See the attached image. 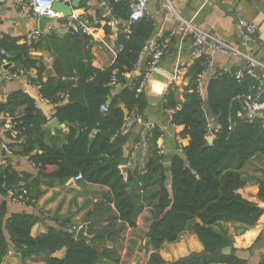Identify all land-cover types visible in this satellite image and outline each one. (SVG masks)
Listing matches in <instances>:
<instances>
[{
  "label": "trees",
  "instance_id": "16d2710c",
  "mask_svg": "<svg viewBox=\"0 0 264 264\" xmlns=\"http://www.w3.org/2000/svg\"><path fill=\"white\" fill-rule=\"evenodd\" d=\"M106 3L113 18L127 24L120 27L116 56L104 69L92 66L91 36L80 31L60 34L50 29L24 43L7 36L0 38V48L8 53L0 58V64L9 61L13 64L10 72L22 69L25 76L35 68L34 84L39 95L56 105L54 117L68 126L67 141L61 148L45 145L41 126L47 118L33 98L23 92L8 95L0 103V111L13 122L12 130L6 133L13 143L7 147L18 145L17 153L28 155L36 163L40 178L20 174L9 166L0 167V194L5 196L9 190L24 188V204H32L41 193L42 182H66L80 174L84 181L108 188V201L113 203L114 211L111 213L109 208L107 214L111 216L104 224L87 226L91 240L85 242L76 240L74 232L63 227H51L32 236L30 230L36 216L26 212L8 214L0 208V264L9 246L23 264L34 258L43 264H96L104 257L115 259V250L103 247V242L108 238L115 240L125 226L135 227L145 206H150L145 233L149 241L144 246L148 253L146 264H249L236 254L232 243L233 234L253 227L263 214L260 206L237 191L255 180L257 197L264 200V118L249 117L245 106V98L255 94V81H238L234 71L216 74L209 78L202 98L197 77L208 63L206 55H201L188 71L190 79L182 90V100L178 99L177 87L171 85L161 102L171 110L170 123L183 126L178 136L188 137V143L180 146L165 166L156 145L161 131L155 126L145 137L149 147L146 161L141 167L127 170L124 176L119 167L125 162L123 146L129 133L121 132L122 125L129 115L144 118L148 103L144 91H137L143 75L115 94H111L110 77L115 74L120 82L124 74L133 70L153 33L154 23L148 15L128 22L127 3ZM104 30L108 33L109 27ZM37 50L49 52L53 58V75L44 81V65L31 55ZM64 97L67 102L62 103ZM204 104L217 121L211 143L206 140ZM101 105L107 106L106 112L100 110ZM253 162L261 163L260 177L250 172L259 167ZM185 232L195 234L203 250L166 263L159 249L164 243L176 242ZM227 246L231 247L230 253L224 254ZM62 248L64 256L53 255ZM256 264H264V254Z\"/></svg>",
  "mask_w": 264,
  "mask_h": 264
},
{
  "label": "crops",
  "instance_id": "0c3cea01",
  "mask_svg": "<svg viewBox=\"0 0 264 264\" xmlns=\"http://www.w3.org/2000/svg\"><path fill=\"white\" fill-rule=\"evenodd\" d=\"M105 5H107L106 0H82L79 7L72 10V16L80 23H87L92 30L90 37L92 40L90 47L91 64L98 69H104L112 64L117 53L115 48L117 34L120 27L127 24L115 18L113 20L107 19L105 15L109 12L106 11ZM169 6L180 17L264 63V0H147L146 15L154 23L153 33L147 42L148 44L158 43L164 46L157 68L160 72L171 76L173 79L171 85L178 89V99L182 100V90L189 82V69L201 55L194 52L190 36L170 35V28L176 19L169 11ZM236 15L257 25L253 41L246 42L244 40V32L236 22ZM36 20V16L17 5H1L0 38L7 36L16 39L17 43H24L38 32ZM105 26L109 27L108 33L104 30ZM31 55L38 58L44 65V71L41 75L43 81L48 76L53 75V58L49 52L37 50L31 52ZM206 57L208 64L200 75L202 98H205L206 84L210 77L220 73L231 74L244 64V59L241 56L223 51H208ZM149 63L148 51L143 48L133 70L124 74L122 81L112 85L111 94L119 92L125 86L133 85L137 78L147 70ZM36 78L37 73L34 68L28 72V76L23 78L0 81V103L4 102L7 96L12 93H27L33 98L42 115L47 118V122L41 126L42 142L49 147L61 148L67 141L68 126L60 122L58 127L51 128L48 125V122L55 118L56 105L39 95L38 87L34 84ZM143 88L144 86L142 90ZM150 89L145 90L146 95H160L157 87ZM65 102H67L66 97L62 103ZM24 108L21 106L20 109L24 110ZM203 112L210 129H215L217 127L216 117L206 104L203 105ZM170 113L171 110L165 109L161 103L148 105L145 108L143 111L144 118L138 116L141 122L133 125L129 131L123 146L125 162L121 166L124 165L127 170H131L135 167H141L142 163L144 164L149 151L145 137L155 126L161 131L156 145L163 154L164 163H169L170 157L175 154L177 149L188 143V137L178 136L183 126L170 123ZM5 117L6 115H3L0 122L5 123ZM142 122L151 125V128L143 126ZM4 123H0V167L9 166L20 174L28 173L36 179L40 178V176L36 177L39 170L36 163L28 155L17 153L19 151L18 145L11 149L7 147L13 141L6 136L8 130L4 128ZM142 136L145 146L139 149L136 147L137 139L140 140ZM260 164V162H253V166L259 165L257 169L252 168L250 170V172L255 173V177L262 175ZM40 189V195L32 204L13 203L7 195L0 194V204L5 201L3 208L8 214L26 212L37 217V221L30 230L32 236L42 234L51 227L55 229L63 227L75 233L83 223H87V226L91 223L94 225L104 224L108 216H111L107 214L109 208L111 213L114 211L113 203L108 201V188L86 182L83 179L73 180L71 178L66 182L56 181L52 184L42 182ZM237 191L243 198L255 202L263 209V214L253 227L247 228L241 233L233 234L232 247L236 249V254L247 259L249 264H256L264 254V200L257 197L258 184L255 180ZM149 211L150 206H145L137 216L135 227L125 226L115 240L108 238L103 242V247L115 250V259L117 260L104 257L96 264H130L133 258L131 256L136 251L135 247L139 244L138 239L140 238V227L143 226V216L147 219L146 231L148 229ZM146 231H144V236ZM230 231L232 232V228ZM129 234L128 240L123 244V238ZM259 236L260 239L257 240ZM201 250H203V246L195 234L185 232L176 242L164 243L159 249V255L166 263H171L192 252H200ZM64 253L65 249L62 248L55 251L53 255L60 258L64 256ZM1 264L23 263L19 254L12 246H9ZM29 264H43V262L34 258Z\"/></svg>",
  "mask_w": 264,
  "mask_h": 264
},
{
  "label": "built area",
  "instance_id": "2783aa9c",
  "mask_svg": "<svg viewBox=\"0 0 264 264\" xmlns=\"http://www.w3.org/2000/svg\"><path fill=\"white\" fill-rule=\"evenodd\" d=\"M54 0H0V6L5 4H14L20 7L21 9L28 10L32 15L39 17L42 15H54L55 13L51 9V5ZM62 2H70V0H61ZM114 2L117 1H124L128 4V21H136L140 19L142 16L146 15L147 11V0H113ZM105 9L109 12V8L105 5ZM169 11L175 17V23L170 28V35L171 36H182L187 35L190 36L192 40V44L194 47V52L199 55H206L208 51H223L229 54L241 56L244 59V64L241 67H238L233 72V76L236 80L240 81L245 78H252L255 83V94L253 98L247 96L245 98V106L247 109V115L249 117L258 116L264 118V63L257 60L256 58L252 57L251 55L242 52L238 48L229 45L223 42L221 39L216 37L214 34L205 31L191 22L187 21L186 19L180 17L175 13V11L169 6ZM110 13V12H109ZM236 22L244 32V40L246 42H251L255 38V33L257 31V25L250 21L243 19L242 17L236 15ZM71 30L74 32L80 31L83 34L88 36H92V30L87 23L79 22L77 26L72 25ZM39 32H36L34 37H38ZM144 49L148 51V55L150 58L149 67L143 73L142 80L140 81L139 86L137 87V91H141L142 87L145 83V78L148 73L153 70L157 69V65L159 64L163 51L164 46L161 44L156 43H149L146 41L144 45ZM8 53L6 50L0 48V58L2 56H6ZM9 64L7 69L4 68L5 65ZM13 66V64L9 61L3 60L0 64V81H9L15 78H23L25 74L22 69H17L14 72H10L9 69ZM169 76V75H168ZM171 78V76H169ZM172 79V78H171ZM173 81V79H172ZM110 83L112 85H116L118 83L116 79V75L113 74L110 77ZM198 83V90H201V76L198 75L197 77ZM100 110L102 112L107 111L106 105H101ZM6 115L4 128L7 130H12L13 122L11 121V117L7 115V113L0 112V120L3 119L2 116ZM207 120V119H206ZM141 122L140 118L135 115H129L125 118L124 123L122 125L121 132L123 134L129 133L132 129L133 125L136 123ZM143 126L151 128V125L142 122ZM262 128L264 129V122L262 123ZM207 129H208V136H211L212 130L209 127V123L207 121ZM14 132V131H13ZM12 132V133H13ZM142 138L137 142V148H144L145 142ZM143 161V160H142ZM143 165V163H142ZM82 179L81 175H76L73 177V180H80ZM26 190L24 188L17 189V192L8 191L7 197L13 203L23 204L24 199L23 196L25 195ZM147 257L138 264H146Z\"/></svg>",
  "mask_w": 264,
  "mask_h": 264
},
{
  "label": "water",
  "instance_id": "95a60500",
  "mask_svg": "<svg viewBox=\"0 0 264 264\" xmlns=\"http://www.w3.org/2000/svg\"><path fill=\"white\" fill-rule=\"evenodd\" d=\"M82 0H70V2H62L61 0H54L51 9L55 13L54 15H42L37 17V30L41 34H47L50 29H55L58 33H66L71 30V26H77L79 24L78 20L72 16V10L79 7V4ZM105 17L107 19L113 20V17L110 13L106 14ZM9 64L5 65L4 68L7 69ZM172 79L160 72L157 69L151 70L145 78L143 91L150 88H156V86L160 87V91L158 92L160 95H146V100L148 105H157L161 103L162 96L167 92L169 86H171ZM151 90V89H150ZM48 125L52 127H58L59 121L57 118H53L48 122ZM206 140L208 143H211L212 137L206 136ZM92 141V137L90 138V142ZM165 166H168L169 163H164ZM120 170L124 176H126L127 168L124 165H120ZM40 176V170L37 171L36 177ZM74 182V181H70ZM128 192H130L128 190ZM5 206V201L0 204V207L3 208ZM74 237L76 240H81L85 242H89L91 240V235L87 234V223H83L74 233ZM149 238H144V246L148 243ZM231 247L227 246L223 249L224 254L230 253ZM140 259V253L136 252L134 257L131 260L130 264H138V260Z\"/></svg>",
  "mask_w": 264,
  "mask_h": 264
},
{
  "label": "rangeland",
  "instance_id": "374dc122",
  "mask_svg": "<svg viewBox=\"0 0 264 264\" xmlns=\"http://www.w3.org/2000/svg\"><path fill=\"white\" fill-rule=\"evenodd\" d=\"M146 218H145V216H143V226H141L140 228V238L138 239V241H139V244L138 245H136V247H135V253L136 252H139L140 253V259L138 260V263L139 262H141V261H143L144 259H145V257H148V253H146V251H145V247H144V238H145V236H144V231H146V226H145V224H146ZM130 236V234L129 235H127V237H124L123 238V241H122V243L123 244H125V242L128 240V237ZM135 253H134V255H135ZM129 255H131V254H129ZM134 255H132L131 257H134ZM28 261V263H30L31 262V260H27ZM33 262V261H32Z\"/></svg>",
  "mask_w": 264,
  "mask_h": 264
},
{
  "label": "bare ground",
  "instance_id": "6f19581e",
  "mask_svg": "<svg viewBox=\"0 0 264 264\" xmlns=\"http://www.w3.org/2000/svg\"><path fill=\"white\" fill-rule=\"evenodd\" d=\"M158 88V92L160 91V87L159 86H156Z\"/></svg>",
  "mask_w": 264,
  "mask_h": 264
}]
</instances>
